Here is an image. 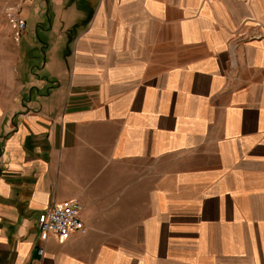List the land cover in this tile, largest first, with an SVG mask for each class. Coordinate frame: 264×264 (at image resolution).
I'll use <instances>...</instances> for the list:
<instances>
[{
  "label": "crops",
  "instance_id": "crops-1",
  "mask_svg": "<svg viewBox=\"0 0 264 264\" xmlns=\"http://www.w3.org/2000/svg\"><path fill=\"white\" fill-rule=\"evenodd\" d=\"M66 11L8 20L0 264H264V0ZM72 201L87 232L42 234Z\"/></svg>",
  "mask_w": 264,
  "mask_h": 264
},
{
  "label": "rangeland",
  "instance_id": "rangeland-1",
  "mask_svg": "<svg viewBox=\"0 0 264 264\" xmlns=\"http://www.w3.org/2000/svg\"><path fill=\"white\" fill-rule=\"evenodd\" d=\"M62 2L60 0H35L34 4L30 7L22 6L17 17L26 25V30H24L25 32L23 33L29 34L28 42L34 40V35H32V33L39 32L40 37H42L44 31H50V20L53 16L58 14H69V12L66 11V8H68L71 0H63ZM15 4L16 0H0V76L2 74L1 72L5 70V46L7 44L6 40L8 39L7 36L10 30L7 8ZM90 7L92 8V6H89V8ZM31 37H33V39ZM24 38L25 36L20 37L21 43H23ZM33 60H35V58ZM3 84H5V81H0V86Z\"/></svg>",
  "mask_w": 264,
  "mask_h": 264
},
{
  "label": "built area",
  "instance_id": "built-area-1",
  "mask_svg": "<svg viewBox=\"0 0 264 264\" xmlns=\"http://www.w3.org/2000/svg\"><path fill=\"white\" fill-rule=\"evenodd\" d=\"M31 0H16V4L7 8V17L14 25L15 41L18 42L22 36L26 25L17 17L23 4ZM83 205L78 201H72L67 205H53L49 210L43 212L38 219V228L42 234L55 233L63 236L68 232L86 233L87 228L81 220ZM44 254V249L40 250V255Z\"/></svg>",
  "mask_w": 264,
  "mask_h": 264
}]
</instances>
